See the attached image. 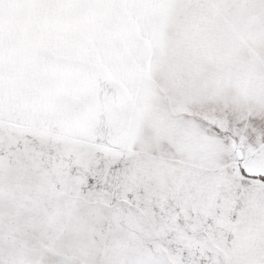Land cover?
<instances>
[{
	"label": "snow or ice",
	"instance_id": "6c2138e0",
	"mask_svg": "<svg viewBox=\"0 0 264 264\" xmlns=\"http://www.w3.org/2000/svg\"><path fill=\"white\" fill-rule=\"evenodd\" d=\"M0 264H264V0H0Z\"/></svg>",
	"mask_w": 264,
	"mask_h": 264
}]
</instances>
